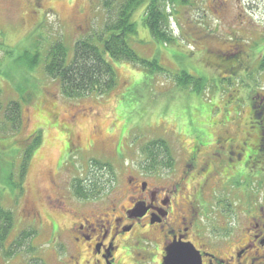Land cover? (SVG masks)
I'll return each mask as SVG.
<instances>
[{
	"label": "rangeland",
	"instance_id": "374dc122",
	"mask_svg": "<svg viewBox=\"0 0 264 264\" xmlns=\"http://www.w3.org/2000/svg\"><path fill=\"white\" fill-rule=\"evenodd\" d=\"M165 8L171 42L150 35L143 7L132 16L137 32L131 46L141 57L156 58L162 70L112 59L111 91L66 97L59 81L44 71L48 49L63 42L70 58L75 41L102 28L107 18L102 1L0 0V43L11 50L0 47V206L14 215L0 242V264H60L63 249L47 224L70 223L72 216L54 199L72 195L76 183L109 201L115 191L125 190L129 168L169 179L187 168L192 152L199 161L209 154L208 168L213 167L209 186L204 173L194 174L196 163L187 173L194 175L187 178V192L200 194L205 232L226 234L232 246L247 225L243 208L264 198V177L245 179L242 191L241 177L213 158L224 154L223 128L237 131V138L243 128L248 135L258 128L249 113L256 93L264 94V0H187ZM23 50L37 52L38 62L29 66L17 60ZM180 70L202 85H180L175 78ZM12 100L20 102L15 127L6 117ZM38 133L19 188L22 153ZM154 140L164 141L172 161L161 158L149 169L147 148ZM30 206L39 218L28 214Z\"/></svg>",
	"mask_w": 264,
	"mask_h": 264
},
{
	"label": "flooded vegetation",
	"instance_id": "af4514ba",
	"mask_svg": "<svg viewBox=\"0 0 264 264\" xmlns=\"http://www.w3.org/2000/svg\"><path fill=\"white\" fill-rule=\"evenodd\" d=\"M256 95L257 115L252 119L250 108L249 117L258 128L252 135L243 128V136L238 138L237 131L223 128L220 136L224 154L213 158L241 177L238 187L242 191L247 188L245 179L263 181L264 177V94L258 91ZM197 155L190 153L187 168L183 166L181 174L165 180L145 169L129 168L125 190L115 191L116 196L109 201L94 191L88 196L73 191L72 195L54 199L72 216L67 226L60 227L53 220L47 224L63 249L60 264H165L166 249L173 244L190 246L199 256V264H264V198L252 200L243 208L247 225L240 228L232 246L226 234L205 232L199 218L200 194L187 192V178L194 176L187 173L196 163L198 172L194 174L204 173L206 181L213 167L208 168L209 154L203 161ZM256 163L261 165L255 167ZM207 181L205 185L209 186ZM34 208L30 206L28 214L39 218Z\"/></svg>",
	"mask_w": 264,
	"mask_h": 264
},
{
	"label": "trees",
	"instance_id": "16d2710c",
	"mask_svg": "<svg viewBox=\"0 0 264 264\" xmlns=\"http://www.w3.org/2000/svg\"><path fill=\"white\" fill-rule=\"evenodd\" d=\"M106 10L107 18L102 28L88 37L80 38L74 43V52L70 58L63 42L53 43L47 52L44 71L50 77L57 79L60 83L61 93L66 97H80L87 94L103 95L111 91L116 84V71L111 60H125L143 69L162 70V66L156 58L147 59L141 57L131 46L136 34V24L132 19L134 12L144 8L143 22L149 30L150 35L157 41L171 42L174 40L171 31L168 30V17L166 4H183L187 0H101ZM0 47L10 53L8 46L0 43ZM17 60L29 66L38 62V55L29 50H23ZM180 85L195 86L199 88L202 83L200 78L180 70L175 77ZM194 89V90H195ZM255 101H251V118L257 115L254 109ZM7 120L12 127L20 123V102L12 100L7 105ZM34 135L35 139L26 143L22 153L18 187L21 188V180L24 177V169L32 149L39 141V133ZM149 161L153 169L161 158L171 162L170 154L163 140L151 141L147 148ZM82 182V181H81ZM84 184L78 182L74 187L77 195H92L94 189H85ZM14 223V215L11 210L0 206V242L7 237ZM32 231H29L31 235ZM28 236V237H29ZM27 237V238H28ZM12 256V255H11Z\"/></svg>",
	"mask_w": 264,
	"mask_h": 264
},
{
	"label": "water",
	"instance_id": "95a60500",
	"mask_svg": "<svg viewBox=\"0 0 264 264\" xmlns=\"http://www.w3.org/2000/svg\"><path fill=\"white\" fill-rule=\"evenodd\" d=\"M165 264H199L200 258L190 246L173 244L166 249Z\"/></svg>",
	"mask_w": 264,
	"mask_h": 264
}]
</instances>
